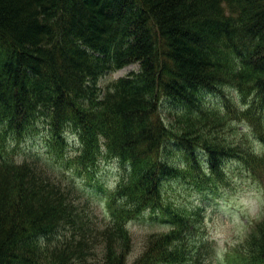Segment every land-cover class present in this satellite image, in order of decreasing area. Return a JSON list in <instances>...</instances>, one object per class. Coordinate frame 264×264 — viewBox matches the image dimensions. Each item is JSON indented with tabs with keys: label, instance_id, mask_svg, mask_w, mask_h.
Wrapping results in <instances>:
<instances>
[{
	"label": "trees",
	"instance_id": "obj_1",
	"mask_svg": "<svg viewBox=\"0 0 264 264\" xmlns=\"http://www.w3.org/2000/svg\"><path fill=\"white\" fill-rule=\"evenodd\" d=\"M41 127L44 149L19 153ZM229 161L263 180L264 0H0V264H200L203 210L165 189L220 195ZM72 176L104 194V226ZM147 212L170 228L131 261ZM262 216L229 264H264Z\"/></svg>",
	"mask_w": 264,
	"mask_h": 264
},
{
	"label": "rangeland",
	"instance_id": "obj_2",
	"mask_svg": "<svg viewBox=\"0 0 264 264\" xmlns=\"http://www.w3.org/2000/svg\"><path fill=\"white\" fill-rule=\"evenodd\" d=\"M139 64L131 65L118 72L108 74L103 79L107 84L121 77L137 72ZM213 103H218L212 98ZM164 107H170L165 104ZM235 139L254 150H260L257 139L252 131L245 125H240ZM76 146V145H73ZM44 149V130H40L26 140L22 145V151L35 153ZM182 162L180 154L176 155ZM21 159H18L20 161ZM230 173V187H223L220 195H214L208 188L199 190L195 185L188 182L183 183L177 180L171 181L165 191L169 198L175 203L188 207L203 210L202 236L206 241L207 252L204 253L200 264H229L227 251L232 249L244 235V232L251 227V222L258 221L264 212V178L255 179L246 173L242 165L234 161L227 163ZM122 170L116 160L103 161L100 168V182L106 189L115 188ZM76 183L85 192V199L97 216L98 225L104 226L106 221V205L104 194L97 187H89L87 182L80 177L72 176ZM169 222L160 216L147 212L139 218L130 222L129 227L134 239V250L130 255L131 261L136 259L144 250L149 237L154 233L168 231Z\"/></svg>",
	"mask_w": 264,
	"mask_h": 264
}]
</instances>
